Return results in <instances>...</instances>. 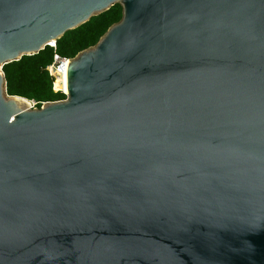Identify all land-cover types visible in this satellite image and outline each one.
<instances>
[{
  "label": "water",
  "instance_id": "water-1",
  "mask_svg": "<svg viewBox=\"0 0 264 264\" xmlns=\"http://www.w3.org/2000/svg\"><path fill=\"white\" fill-rule=\"evenodd\" d=\"M116 3L63 99L6 93ZM0 264H264V0H0Z\"/></svg>",
  "mask_w": 264,
  "mask_h": 264
},
{
  "label": "trees",
  "instance_id": "trees-1",
  "mask_svg": "<svg viewBox=\"0 0 264 264\" xmlns=\"http://www.w3.org/2000/svg\"><path fill=\"white\" fill-rule=\"evenodd\" d=\"M121 17L122 6L116 3L80 26L66 31L55 42V47L49 45L28 58V55H23L18 60L5 63L2 71L6 93L34 100L36 107L47 101L63 99L64 94L53 91V80L46 70V66L53 60L54 53L66 58L74 57L81 50L93 46Z\"/></svg>",
  "mask_w": 264,
  "mask_h": 264
},
{
  "label": "built area",
  "instance_id": "built-area-1",
  "mask_svg": "<svg viewBox=\"0 0 264 264\" xmlns=\"http://www.w3.org/2000/svg\"><path fill=\"white\" fill-rule=\"evenodd\" d=\"M50 46L55 47V42H52ZM69 58L62 57L57 53H54L53 60L46 66V70L49 75L52 77V89L57 92L60 91L65 95V74L66 67L68 64ZM57 84V85H56ZM31 108L36 107L34 100H29Z\"/></svg>",
  "mask_w": 264,
  "mask_h": 264
},
{
  "label": "bare ground",
  "instance_id": "bare-ground-1",
  "mask_svg": "<svg viewBox=\"0 0 264 264\" xmlns=\"http://www.w3.org/2000/svg\"><path fill=\"white\" fill-rule=\"evenodd\" d=\"M57 85V84H56Z\"/></svg>",
  "mask_w": 264,
  "mask_h": 264
}]
</instances>
